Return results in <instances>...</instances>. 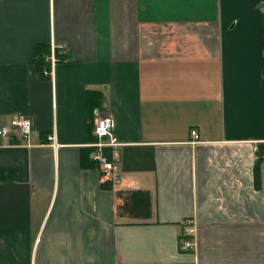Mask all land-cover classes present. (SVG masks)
<instances>
[{
  "label": "crops",
  "instance_id": "0c3cea01",
  "mask_svg": "<svg viewBox=\"0 0 264 264\" xmlns=\"http://www.w3.org/2000/svg\"><path fill=\"white\" fill-rule=\"evenodd\" d=\"M260 3L0 0V125L32 117L0 137V264H264ZM105 113L117 182L91 159Z\"/></svg>",
  "mask_w": 264,
  "mask_h": 264
},
{
  "label": "built area",
  "instance_id": "2783aa9c",
  "mask_svg": "<svg viewBox=\"0 0 264 264\" xmlns=\"http://www.w3.org/2000/svg\"><path fill=\"white\" fill-rule=\"evenodd\" d=\"M51 63V73L55 67L57 58L54 56V52L47 58ZM115 120L111 115H100L95 122L94 126V136L95 141L90 144L93 151L91 154V159L99 164L100 170L104 177L108 180L117 182L118 180V165H117V155L114 154L112 157L108 158L104 154L105 148H115L120 142L115 136ZM32 133V117L28 114H16L14 115L8 123L0 125V137L6 138L10 136H17L26 140L30 139ZM191 135L193 138H198L197 131L195 129L191 130ZM54 134H52L49 139L54 140ZM256 150V147H254ZM193 230L191 228L184 229V236H191ZM195 243L189 239L185 238L181 242L180 249L182 251H187L191 248L194 249Z\"/></svg>",
  "mask_w": 264,
  "mask_h": 264
},
{
  "label": "trees",
  "instance_id": "16d2710c",
  "mask_svg": "<svg viewBox=\"0 0 264 264\" xmlns=\"http://www.w3.org/2000/svg\"><path fill=\"white\" fill-rule=\"evenodd\" d=\"M264 1V0H262ZM262 47L264 49V15L262 16ZM50 49L42 46V45H38L34 48L33 50V55L36 56L37 58H41V62H44L45 60V56L48 55ZM90 160V158H89ZM132 196H131V205H129V213L133 212L134 210H138L140 208H142L144 210V207L146 208V210L149 209V196L147 193L142 192V191H135V192H131ZM137 197H136V196ZM135 196V198H134ZM124 207H128L126 205V202L123 204Z\"/></svg>",
  "mask_w": 264,
  "mask_h": 264
},
{
  "label": "rangeland",
  "instance_id": "374dc122",
  "mask_svg": "<svg viewBox=\"0 0 264 264\" xmlns=\"http://www.w3.org/2000/svg\"><path fill=\"white\" fill-rule=\"evenodd\" d=\"M263 2H264V1L261 0V3H260V4H262ZM260 4H259V5H260ZM259 5H258V6H259ZM259 7H263V6H259ZM51 54H52V52H51ZM103 115H109V114L105 113V114H103ZM11 118H12V117H11ZM9 121H10V120H9ZM9 121H8V122H9ZM8 122H7V123H8ZM3 124H4V123H3ZM54 135H55V134H54ZM53 144L56 145V138H55V136H54ZM116 155H117V154H116ZM191 249H193V248H191ZM191 249H189V250H191Z\"/></svg>",
  "mask_w": 264,
  "mask_h": 264
},
{
  "label": "water",
  "instance_id": "95a60500",
  "mask_svg": "<svg viewBox=\"0 0 264 264\" xmlns=\"http://www.w3.org/2000/svg\"><path fill=\"white\" fill-rule=\"evenodd\" d=\"M259 6H263L264 7V2L262 4H260Z\"/></svg>",
  "mask_w": 264,
  "mask_h": 264
},
{
  "label": "bare ground",
  "instance_id": "6f19581e",
  "mask_svg": "<svg viewBox=\"0 0 264 264\" xmlns=\"http://www.w3.org/2000/svg\"><path fill=\"white\" fill-rule=\"evenodd\" d=\"M256 150H257V147H256Z\"/></svg>",
  "mask_w": 264,
  "mask_h": 264
}]
</instances>
